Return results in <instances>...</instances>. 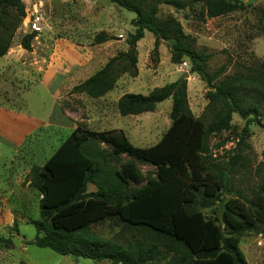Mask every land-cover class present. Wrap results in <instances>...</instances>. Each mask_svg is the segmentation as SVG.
<instances>
[{
  "label": "trees",
  "instance_id": "16d2710c",
  "mask_svg": "<svg viewBox=\"0 0 264 264\" xmlns=\"http://www.w3.org/2000/svg\"><path fill=\"white\" fill-rule=\"evenodd\" d=\"M109 2L134 14L127 49L74 86L70 94L99 99L115 88L120 76L136 77V43L148 32L154 37V51L160 43H167L171 63L187 61L190 73L207 86L205 111L199 118L193 116L186 81L177 80L147 95L123 94L116 102L118 114L128 117L152 113L157 105L171 100L170 125L152 147H134L121 132H93L76 126L43 164L30 168L28 186L39 201L38 218L29 223L36 236L27 245L111 264H149L162 256L170 257L168 264H248L239 243L248 234L264 236V174L250 194L236 188L233 180L236 169L245 168L241 148H248L249 124L258 122L264 102V63L249 74L224 76V66L208 73L211 55L194 50L175 19L157 17L160 5L188 10L202 21L242 10L244 4L241 0ZM10 10L17 16H11ZM23 17L21 0H0V58L7 53ZM27 22L21 27L25 29ZM34 37V32L24 34L19 45L31 51ZM112 39L100 33L94 44ZM233 115L245 121L238 142L231 155L213 157L210 139L231 130ZM122 155L131 161L117 168ZM134 162L155 167V179L139 186L141 176ZM89 186L94 190L88 191ZM202 209H212L213 218H205ZM104 222L120 226L127 234L125 242L92 231V226Z\"/></svg>",
  "mask_w": 264,
  "mask_h": 264
},
{
  "label": "rangeland",
  "instance_id": "374dc122",
  "mask_svg": "<svg viewBox=\"0 0 264 264\" xmlns=\"http://www.w3.org/2000/svg\"><path fill=\"white\" fill-rule=\"evenodd\" d=\"M151 1V0H149ZM244 9L225 16L197 21L188 10L176 11L160 5L157 17L173 18L182 27L194 50L210 54L206 71L212 73L225 67L224 76L249 74L264 63V0H241ZM24 17L12 40L10 49L0 58V108L27 112L44 122L26 136L19 146H10L0 137V264H111L61 256L48 249L27 245L36 236L31 220L38 218L39 196L29 185L30 168L43 164L62 141L76 128L93 132H121L137 148H149L159 142L167 131L171 100L156 106L152 113L121 117L117 100L126 93L147 95L153 89L173 83L187 71L182 64L171 63L169 45L160 43L154 51V37L145 32L136 43L137 75H122L115 88L99 99L83 94H70L71 89L92 76L112 57L126 51V39L133 34L130 21L134 14L109 0H21ZM198 11V10H196ZM11 16H17L13 10ZM39 18L31 51L24 50L20 40L27 32L22 22ZM27 22V23H28ZM104 33L112 40L94 44L96 35ZM21 48L23 50H21ZM187 104L195 118L202 116L207 105V86L196 74L186 78ZM228 132L211 137L213 157L223 158L232 153L230 140L239 139L245 121L232 116ZM7 121L0 119V129ZM40 128H42L40 130ZM39 130V131H38ZM246 141L241 148L244 170L236 169L233 183L250 194L264 174V102L258 122L249 124ZM1 132V131H0ZM224 142L215 151V146ZM104 151L109 149L100 143ZM131 161L125 155L117 168ZM143 186L155 179L156 168L134 162ZM94 190L89 186L88 191ZM205 218H213L212 209H202ZM16 222L14 226L13 222ZM102 238L124 243L127 234L113 222L92 226ZM253 234L241 238L239 248L248 264H264V236ZM261 242V245H260ZM169 256L159 257L149 264H168Z\"/></svg>",
  "mask_w": 264,
  "mask_h": 264
},
{
  "label": "crops",
  "instance_id": "0c3cea01",
  "mask_svg": "<svg viewBox=\"0 0 264 264\" xmlns=\"http://www.w3.org/2000/svg\"><path fill=\"white\" fill-rule=\"evenodd\" d=\"M0 119L7 121V127L0 129V137L13 147H19L28 134L44 124L37 117L17 109L0 108Z\"/></svg>",
  "mask_w": 264,
  "mask_h": 264
},
{
  "label": "built area",
  "instance_id": "2783aa9c",
  "mask_svg": "<svg viewBox=\"0 0 264 264\" xmlns=\"http://www.w3.org/2000/svg\"><path fill=\"white\" fill-rule=\"evenodd\" d=\"M38 22H39V18H36V19L31 18V20L27 23V26H30L31 33H32V32H35V31L38 30V29H37V24H38ZM25 34H26V33H25ZM182 66L185 67L186 64L183 63ZM237 142H238V139L230 140V141L228 142V144H229L230 146H232V148L234 149V148H235V145H236ZM233 149H232V150H233ZM215 151H216V150H215ZM213 156H214V154H213ZM259 238H262V235H260ZM260 245H261V242H260Z\"/></svg>",
  "mask_w": 264,
  "mask_h": 264
},
{
  "label": "water",
  "instance_id": "95a60500",
  "mask_svg": "<svg viewBox=\"0 0 264 264\" xmlns=\"http://www.w3.org/2000/svg\"><path fill=\"white\" fill-rule=\"evenodd\" d=\"M29 34H31V30H30V26H27L26 35H29ZM186 68H187V71L184 73L183 77H181L179 79V81H185L186 78L188 77V73H189L191 67H190V65H187Z\"/></svg>",
  "mask_w": 264,
  "mask_h": 264
},
{
  "label": "bare ground",
  "instance_id": "6f19581e",
  "mask_svg": "<svg viewBox=\"0 0 264 264\" xmlns=\"http://www.w3.org/2000/svg\"><path fill=\"white\" fill-rule=\"evenodd\" d=\"M10 53H13L12 49H10L7 54H10Z\"/></svg>",
  "mask_w": 264,
  "mask_h": 264
}]
</instances>
